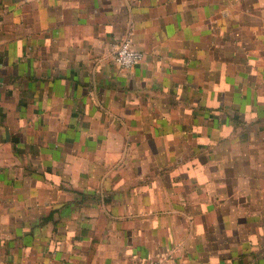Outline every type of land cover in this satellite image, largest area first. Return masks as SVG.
I'll return each mask as SVG.
<instances>
[{"label":"crops","instance_id":"crops-1","mask_svg":"<svg viewBox=\"0 0 264 264\" xmlns=\"http://www.w3.org/2000/svg\"><path fill=\"white\" fill-rule=\"evenodd\" d=\"M0 264H264V0H0Z\"/></svg>","mask_w":264,"mask_h":264},{"label":"built area","instance_id":"built-area-1","mask_svg":"<svg viewBox=\"0 0 264 264\" xmlns=\"http://www.w3.org/2000/svg\"><path fill=\"white\" fill-rule=\"evenodd\" d=\"M143 59V52L134 48L129 40L120 42L113 54L112 61L121 69H131Z\"/></svg>","mask_w":264,"mask_h":264}]
</instances>
